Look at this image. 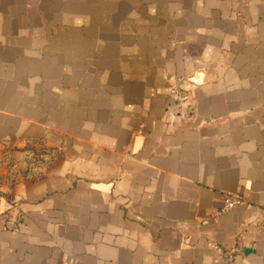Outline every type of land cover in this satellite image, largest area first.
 <instances>
[{"label": "crops", "instance_id": "1", "mask_svg": "<svg viewBox=\"0 0 264 264\" xmlns=\"http://www.w3.org/2000/svg\"><path fill=\"white\" fill-rule=\"evenodd\" d=\"M263 215L264 0H0V264H264Z\"/></svg>", "mask_w": 264, "mask_h": 264}, {"label": "built area", "instance_id": "2", "mask_svg": "<svg viewBox=\"0 0 264 264\" xmlns=\"http://www.w3.org/2000/svg\"><path fill=\"white\" fill-rule=\"evenodd\" d=\"M172 90L174 93L175 103L169 112L178 117H187V115L191 114V112L194 110L193 104L189 100L188 92L179 87H173ZM242 200L243 197L238 193L227 194L223 200L222 206L220 207V212L235 207L241 203Z\"/></svg>", "mask_w": 264, "mask_h": 264}, {"label": "trees", "instance_id": "3", "mask_svg": "<svg viewBox=\"0 0 264 264\" xmlns=\"http://www.w3.org/2000/svg\"><path fill=\"white\" fill-rule=\"evenodd\" d=\"M263 226H264V221H263Z\"/></svg>", "mask_w": 264, "mask_h": 264}]
</instances>
